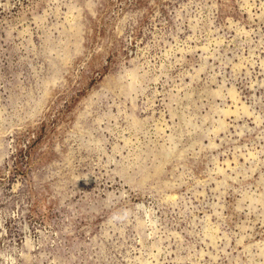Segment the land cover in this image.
Listing matches in <instances>:
<instances>
[{"label": "rangeland", "instance_id": "rangeland-1", "mask_svg": "<svg viewBox=\"0 0 264 264\" xmlns=\"http://www.w3.org/2000/svg\"><path fill=\"white\" fill-rule=\"evenodd\" d=\"M0 264H264V0H0Z\"/></svg>", "mask_w": 264, "mask_h": 264}]
</instances>
